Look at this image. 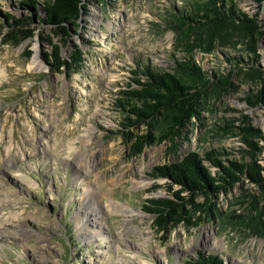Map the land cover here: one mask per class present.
Listing matches in <instances>:
<instances>
[{
    "label": "rangeland",
    "instance_id": "rangeland-1",
    "mask_svg": "<svg viewBox=\"0 0 264 264\" xmlns=\"http://www.w3.org/2000/svg\"><path fill=\"white\" fill-rule=\"evenodd\" d=\"M186 1L89 0L76 34L62 48L64 58L77 49L83 54L81 68L71 73L54 71L43 60L50 48L40 35L49 28L34 16L40 10L21 6L25 0H0V264H185L201 255L222 264H264V232L246 225L264 200L250 208L261 188L245 175L211 195L214 215L197 213L196 227L157 232L143 207L147 199L169 195L155 168L171 167L192 152L211 173L219 168L208 155L225 166L254 167L264 180L262 84L242 73L252 67L264 72V0L237 3L262 32L256 53L239 50L247 49L244 44L198 52V63L229 83L216 81L217 88L203 90L198 114L175 144L165 140L131 154L133 140L125 132L144 134V127L123 130L116 100L136 86L134 71H171L183 60L165 21ZM8 14L32 17L34 36L4 43ZM35 45L44 68L31 71Z\"/></svg>",
    "mask_w": 264,
    "mask_h": 264
},
{
    "label": "trees",
    "instance_id": "trees-1",
    "mask_svg": "<svg viewBox=\"0 0 264 264\" xmlns=\"http://www.w3.org/2000/svg\"><path fill=\"white\" fill-rule=\"evenodd\" d=\"M21 6L40 10L34 16L44 26L49 28V33L44 37L40 35L50 48V51L42 54L43 60L54 71L66 70L75 73L81 68L82 52L77 49L68 58L62 56V48L67 46L71 34H76L80 26V19L87 12L89 0H44L40 4L32 0H25ZM239 0H187L186 6L175 8L167 19L166 25L176 34L177 43L174 44L183 53V60L175 62L171 71L155 70L152 68L138 69L134 71L136 79L135 87H128L122 92V97L116 100L123 114V130L135 126H143L144 134L125 132L127 140L131 143L132 155L141 154L145 146L153 143H161L169 140L175 144V139L182 134L190 120L198 114V102L203 90L216 81L229 83L228 77L220 78V73L214 74L206 70L196 60V54H209L216 48L226 50L236 49L240 45H246L247 49L239 50L256 53L255 46L261 40L262 32L258 30L253 19L247 18L237 8ZM261 2L262 0H257ZM10 24L4 43L18 44L25 39L34 36V19L30 16L19 19L8 14ZM31 52L28 51L27 55ZM253 60V59H252ZM251 60V61H252ZM249 64V63H246ZM244 79H249L262 84L257 89L259 97L264 98V72L257 67L242 72ZM211 163L219 168L217 173H211L204 169L195 153H189L171 167H156L155 173L166 179L168 197L147 199L143 207L153 216V226L157 232H164L180 224H192L197 213L214 212L210 205L211 195L219 191L231 188L237 182L241 183L245 175L260 188L261 196L250 208L257 209V202L264 200V180L254 167L245 169L244 165L230 163L225 166L216 158L208 155ZM164 170V171H163ZM176 190L172 191L173 187ZM186 193V195H182ZM203 196L204 203H196L194 197ZM264 206L259 209L256 216L250 215L246 223L256 234L264 232V220L262 219ZM221 214V213H220ZM241 215L234 218L240 219ZM201 218L197 217L199 221ZM232 219V218H231ZM185 264H222L216 256L201 255L197 261L187 260Z\"/></svg>",
    "mask_w": 264,
    "mask_h": 264
},
{
    "label": "bare ground",
    "instance_id": "bare-ground-1",
    "mask_svg": "<svg viewBox=\"0 0 264 264\" xmlns=\"http://www.w3.org/2000/svg\"><path fill=\"white\" fill-rule=\"evenodd\" d=\"M34 49H35V53L33 54L32 58H31V61L29 63V67H30L29 69L31 71H37V70H40V69L44 68L43 67V64H42V62H41V60L39 58L40 51H39L38 46L35 45L34 46ZM144 185H145L144 183H141L138 186L139 187H143ZM202 244H207V243L206 242H203ZM191 246L195 248V245L194 244H192Z\"/></svg>",
    "mask_w": 264,
    "mask_h": 264
}]
</instances>
